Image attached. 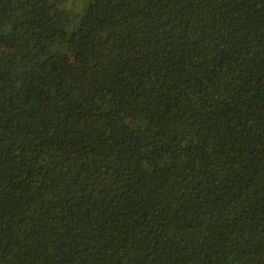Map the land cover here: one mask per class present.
Here are the masks:
<instances>
[{
    "label": "trees",
    "instance_id": "16d2710c",
    "mask_svg": "<svg viewBox=\"0 0 264 264\" xmlns=\"http://www.w3.org/2000/svg\"><path fill=\"white\" fill-rule=\"evenodd\" d=\"M0 264H264V0H0Z\"/></svg>",
    "mask_w": 264,
    "mask_h": 264
}]
</instances>
